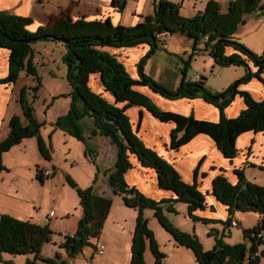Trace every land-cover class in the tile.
<instances>
[{
    "label": "trees",
    "instance_id": "1",
    "mask_svg": "<svg viewBox=\"0 0 264 264\" xmlns=\"http://www.w3.org/2000/svg\"><path fill=\"white\" fill-rule=\"evenodd\" d=\"M126 2L127 0H112L113 5L119 8H123ZM179 7L178 3L170 0H154L151 14H146L141 21L127 26L113 25L108 20L72 21L70 15L65 13L52 17L49 24L40 25L33 31L27 27L31 23L30 17L0 10V46L10 49L8 74L1 81L15 82L22 68L35 73L31 57H28L33 53L32 41L39 38H53L64 43L66 52L62 59L68 66L67 77L71 83L72 99L68 111L57 117L56 125L70 135L84 139L79 120L83 116H91L94 122L92 132L109 136L116 145L117 160L112 168L104 171L108 175L107 182L112 186L114 194L121 195L128 206L138 209L133 238H131L129 264H147L143 257L147 241L150 243L156 263L164 257V253L158 249L153 232L147 226V218L143 215V209L146 207L154 210L161 226L172 234L175 242L187 246L194 252L199 264H261L260 257H264V251H260L259 254H255V251L259 242L257 232L264 230V185L250 182L242 169L235 170L239 178L236 183L230 182L226 176L220 174L212 180L213 193L220 202L227 205L230 216L235 211H254L258 212L260 217L253 227L242 228L244 237L250 241L249 245L246 241L234 244L227 242L224 239L226 236L224 231L218 232L217 229L210 228L208 233L214 236L215 241L210 249H205L196 233L175 226L165 213L176 212L175 203L184 201L188 203V213L193 219H201L206 223L216 222L215 219L193 214L197 208H205L204 192L198 188L196 181L189 183L182 180L171 162L147 146L135 134L126 108L130 104L143 105L161 121H173L175 126L170 133L169 142L172 148H178L194 135L205 132L216 141L224 155L231 157L238 150L236 146L238 135L247 130L264 129V97L257 100L248 91L238 90L239 84L246 79L245 77L236 80L228 89L214 94L205 90L203 81L186 83L184 78L178 90L170 91L144 73L142 63L139 64L140 77L134 79L114 54L101 49L106 45L120 47L147 43L152 52L157 46L161 32H177L189 36L194 48L202 39L206 45L213 42L210 52L215 57V62L220 65L242 63L245 60L238 54L226 55L224 47L230 43L237 44L232 40V33L237 25L245 21L244 15L264 8V0H231L226 12L220 11L218 1L207 0L206 7L201 12L188 16L182 15ZM238 46L257 65V73L262 72L264 58L256 57L242 45ZM93 72L100 73L103 86L114 97V101L91 89L89 77ZM185 72L184 70L183 75ZM135 84L152 85L167 96L202 95L219 108L220 119L208 121L197 119L191 114L156 108L146 95L132 88ZM235 94L243 98L245 105L238 115L228 117L224 113V108L230 104ZM78 101H81V107ZM117 102L125 104L120 107L116 105ZM20 103L29 122L24 125L18 114L11 116L9 133L0 141V169L5 168L1 159L4 151H8L22 139L38 134L39 123L32 115L33 109L26 100L24 89L21 91ZM38 142L40 151L48 158L50 154L44 141L39 137ZM127 151L136 154L144 167L154 168L158 175L159 186L173 190L175 197L158 201L146 197L137 187L129 185L125 180V173L132 164ZM96 176L91 185L84 189L78 188L82 214L77 221L76 231L73 234H65L62 243L68 257L83 252L84 247L92 245L93 238L100 236L112 206L111 196L98 194L94 189ZM37 177L42 180L40 174ZM70 183L75 186L74 182L70 181ZM230 216L228 221H224L225 226L230 223L232 219ZM52 234L48 222L39 224L30 219H21L2 212L0 213V259L3 252L10 254L32 252L38 257L41 245L49 241ZM44 260L48 264H69L67 258L59 253L54 258ZM27 264L32 262L28 260Z\"/></svg>",
    "mask_w": 264,
    "mask_h": 264
},
{
    "label": "rangeland",
    "instance_id": "2",
    "mask_svg": "<svg viewBox=\"0 0 264 264\" xmlns=\"http://www.w3.org/2000/svg\"><path fill=\"white\" fill-rule=\"evenodd\" d=\"M230 1L231 0L226 1L223 7H221L222 5L219 2L221 12L227 11ZM244 18L245 21L237 25V28L232 33V40L237 44L230 43L224 47V53L226 55L236 53L241 59L245 60L242 63L238 62L224 66L220 65L215 62V57L210 52L213 42L206 45L202 39L194 48L193 41L189 36L177 32H161L157 40V46L153 48V51L150 52V48H148L144 55L136 62L132 59L127 60L128 56H132V50H137L135 49L136 45H129L127 47L106 45L104 47L126 48L127 50L123 52H119L118 50L115 56L125 65L132 78L138 79L140 77L139 64L142 63L143 72L151 76L157 83L161 84L163 88L170 91L178 90L183 78L186 83L194 82L192 81L194 75L198 78L203 77L202 80L205 90L213 94L228 89L236 80L245 77L246 79L239 84L238 90H246L253 95L252 90L256 89V84L258 82L264 83V69L258 74L257 65L238 45H242L256 57L264 58V8L253 10L244 15ZM143 44L144 43H140L138 45L140 46ZM144 45L147 48L146 43ZM31 47L33 48V53L28 57H31V61L35 67V73H30L25 68H22L19 70L15 82H0V100L2 99L5 101L8 99V112L5 113L3 126L0 124V141L9 133V122L11 116L16 114L14 112L20 111L18 115L24 125L29 122L28 118L24 115L20 103L21 91L24 89L26 100L33 109L32 115L39 123L38 134L33 135L36 139V148L34 144L31 146L27 145L24 151L22 144H19L3 152L1 159L5 168L0 169V203H3L6 207L14 204L17 208L15 212L13 211L14 213L21 212V214H25L31 208L30 205H32V202L25 198L57 200L52 205L55 207V212L54 209L52 210L50 208V211H53L51 219L53 218L56 228H51L53 234L50 236L49 241L41 245L38 257L32 252L25 254H10L3 252L2 254L11 257L9 258L11 264H27L28 260H30L32 264H48L44 259L54 258L57 253L67 258L69 264H90L91 257H93V264H105L104 258H107L111 264H125L123 261L124 259L126 260L127 255L122 246V240L125 238L123 223L126 222V219L129 220V218L124 214H119L118 209L115 208L116 204H126L119 194H112L111 210H109L100 236L92 239V245L84 247L83 252H79L75 256L68 257L65 254L66 250L62 245L65 234L62 233V231L64 230L68 234L69 232H75L77 221L79 220V213L81 212L80 198L77 192L78 188L81 187L84 189L88 187L92 184L94 176L97 175L96 178L99 179V177L104 174L106 169H103L101 162L112 160L110 159L108 150L111 140L109 136L92 132L94 122L91 116H83L79 120L84 139H78L57 127V117L68 111L72 99L71 83L67 77L68 66L62 59L63 54L66 52V47L62 41L53 38L36 39L31 42ZM133 63H135V68L137 69L135 77H133L134 75L130 72L133 70ZM184 70L186 72L183 75ZM132 88L146 95L150 103L156 108H161L157 103L156 96L164 100L180 97L177 95L167 96L155 89L154 86L147 84H135ZM104 93L109 99L113 98L111 93L105 88ZM107 97L105 98L108 99ZM78 102L80 106L81 101ZM124 104V102L116 103V105L120 107ZM211 105H214V103ZM130 106L138 109L137 116L134 121L131 122H134L133 129L135 134L139 136L138 128H140V124L145 121L146 117H142L140 110L142 109L143 111L149 112L152 116H157L146 106L130 104L126 108L129 118L131 115L128 113L127 109ZM0 113H2L1 105ZM39 137L44 141L49 151L50 155L48 158L43 155L39 149ZM127 153L129 156H137L129 151H127ZM40 157L42 159H40ZM112 157L113 156H111V158ZM48 161L51 163L50 165L46 164ZM46 170L48 171L47 174ZM128 170H130V168H128L127 171ZM9 171H11V173H9ZM17 171L19 172V176L16 178L15 174H17ZM255 171L259 172L260 170L256 169ZM36 172L41 175L42 180L39 178L40 181H38L35 176ZM259 178L264 177L260 176ZM259 180L260 181L253 183L264 185V179ZM70 181L74 182L75 186H73ZM38 183H42V187L39 191H37L35 187ZM63 209L69 211L65 214H59L58 211ZM134 210L135 211L132 210L134 212L132 214L135 215L133 228H135L138 214V209L135 208ZM145 210H149L153 213L152 218L154 222L157 223V227L161 233L150 226L151 224L149 223L150 221L152 222V220L146 217V213H144ZM50 211L48 210L46 212L44 218L48 216ZM177 214L180 216L186 215L184 212ZM143 215L147 218V226L153 232L159 249L157 239H163L164 235L171 236L172 234L161 226L152 208H144ZM114 216H118L121 219L117 218L116 220ZM245 217L249 220L254 219V216L249 213H246ZM62 218H64V221ZM229 224L222 230L226 235H228L229 228H233L232 224ZM238 228L240 229V227L233 228V238L235 239H240L239 234L241 229L238 231ZM105 241H109L108 247L107 243L104 245V251L106 252L104 254L97 253L98 251L96 248L101 245V243L104 244ZM105 255H107V257H105ZM153 255L154 253L151 250L150 243L147 241L143 254L144 261L146 262V257H148V260L153 262ZM186 261H188L187 257ZM3 263L4 262H0V264Z\"/></svg>",
    "mask_w": 264,
    "mask_h": 264
},
{
    "label": "crops",
    "instance_id": "3",
    "mask_svg": "<svg viewBox=\"0 0 264 264\" xmlns=\"http://www.w3.org/2000/svg\"><path fill=\"white\" fill-rule=\"evenodd\" d=\"M170 1L178 3L180 6L179 11L183 15H194L201 12L206 7L207 3V0ZM217 1L220 2L222 5L221 7H223L228 0ZM153 7L154 0H127L126 5L123 8L114 6L112 0H0V10H7L14 14L26 15L30 17L31 23L27 27L31 31L35 30L40 25L45 26L49 24L52 17L60 16L65 13L70 15L72 21L86 20L105 22L108 20L113 25H133L136 22L141 21L144 15L151 14L153 12ZM144 44L140 46L136 45L135 49L137 50H132V56H128L127 60L132 59L136 62L142 55H144L149 48L147 43V48ZM101 49L114 55L118 53V50L119 52L127 50L126 48L116 47H101ZM9 52V48L0 47V82L2 78L8 74ZM132 68L133 70L130 72L134 75L133 77H135L137 74L135 63H133ZM202 78L203 77L198 78L194 75L192 81H203ZM101 80L102 78L100 73L93 72L89 77V86L92 90L107 97L104 93L103 81L101 82ZM263 88L264 83L258 82L256 84V89L252 90V94L255 99L260 100L264 97L261 92ZM156 98L158 101L157 103L165 110H172L181 114H191L197 119H206L208 121H216L220 119L219 108L211 105L212 103L207 101V99H205L202 95L195 97L181 96L166 100L157 96ZM109 100L114 101L115 99L113 97ZM0 105L2 107V113H0V124L3 126L5 113L8 112V99L5 101L1 99ZM244 105L245 102L243 98L238 94H235L230 104L224 108V113L228 117H234L236 114L240 113V111L244 108ZM127 110L131 115L130 121H134L137 116L138 109L130 106ZM14 113L18 114L20 111H16ZM140 113L142 117L146 116L145 121L140 124V128H138L139 136L143 139L145 144L156 150L167 161L171 162L174 165V168L181 175L182 180L189 183L196 181L198 188L204 192L206 206L205 208H197L193 211V214L207 219H215L217 221L207 224L201 219H193L188 213V203L184 201L176 202L174 205L176 212L166 211V215L174 222L175 226L182 230L196 233L201 239L200 241L202 242L203 247L205 249H210L214 244L215 238L214 236L212 237V235H209V229L215 228L218 232H221L225 226L224 221H228V217L230 216L227 205L220 202L213 193L212 180L220 174L226 176L230 182L236 183L237 180H239L238 175L235 173V170L237 169H242L245 177L252 182H258L260 181L259 179H264L259 178L260 176L264 177V129L260 131L247 130L238 135L236 138V146L238 150L233 156L228 157L221 152V149L218 147L216 141L205 132L194 135L178 148H172L169 146L170 133L172 132L175 123L173 121H161V119L152 116V114L143 111L142 109L140 110ZM131 123L134 128V122ZM19 144H22L24 151L27 148V145L31 146L34 144L36 148V139L33 136L27 137L15 144V146ZM109 144L108 150L110 153V159L112 160L108 162H101L104 170L112 168L117 160L116 145H114L112 141H110ZM111 156L113 157L111 158ZM40 159L42 158L40 157ZM130 160L132 166L125 174V180L129 185L137 187L146 197L158 201L175 197L173 190L161 188L159 186L157 182L158 175L154 168L144 167V165H141L138 157L135 155H130ZM46 164L50 165L51 163L48 161ZM256 169L260 171L256 172ZM9 173H11V171H9ZM36 174L38 173L36 172ZM36 174L35 176L37 177ZM18 176L19 172L17 171L15 177L17 178ZM107 177V173L104 172L99 179L96 178V181L93 183L94 189L101 195H115L113 193L112 186L107 182ZM37 179L40 181L38 177ZM41 184L38 183L35 185L37 191H39L42 187ZM25 199L32 202V205H30L31 208L27 213H14L15 209H17L14 204L6 207L3 203H0V213L6 212L20 217L21 219H30L36 223L45 224L46 222H44V216L46 212L48 210L50 211V208L52 210L54 209L55 212V207L52 205L57 200L36 198ZM115 208L118 209L119 214H124L129 218V220L126 219V222L123 223L125 238L122 240V246L127 255L126 260L124 259L123 262L125 264H129L131 254V238H133L134 232L133 223L135 221V215L132 213H134L133 211H135V208L133 209L128 206V204H116ZM68 211L69 210L67 209H63L58 212L59 214H65ZM181 212L186 213V215L180 216L177 214ZM144 213H146V217L149 218V220L151 218L153 222L152 223L150 221V226L154 230L161 233L157 227V223L154 222L152 218L153 213L149 210H145ZM246 213L252 214L254 219H247L245 217ZM81 214L82 208L79 213V218ZM230 217H234V219L236 218L239 222V226H232L233 228L240 227L241 231L238 228V231H240V239L233 238V228H229L228 235H226L224 239L231 243L246 241V244L249 245L250 241L244 237L242 228L253 227L256 225L260 214L254 211H235ZM114 218H116V220L117 218L121 219L118 216H114ZM62 220L64 221V218H62ZM48 224L51 228H56L53 218L49 220ZM62 233L66 235L68 234L64 230ZM73 233L74 232H69V234ZM157 242L161 253H164V257L161 258L162 264H199L194 256V252L190 248H187V246L175 242L172 235H164L163 239H157ZM105 243H107L108 247L109 241H105L104 244H101L106 245ZM105 252L106 251H104V253ZM105 257H107V255H105ZM186 257L188 261H186ZM9 258L11 257L2 254L0 262H4L3 264H11V260ZM104 260L105 264H111L107 258H104ZM90 261V264H93V257H91ZM45 262L47 263V261ZM146 262L148 264H154L155 256L153 255V262H150L148 257H146ZM260 263L264 264L263 256L260 257Z\"/></svg>",
    "mask_w": 264,
    "mask_h": 264
},
{
    "label": "built area",
    "instance_id": "4",
    "mask_svg": "<svg viewBox=\"0 0 264 264\" xmlns=\"http://www.w3.org/2000/svg\"><path fill=\"white\" fill-rule=\"evenodd\" d=\"M262 94L264 95V88L261 90ZM48 173V171L46 170V174ZM52 210L49 212L48 216L46 218H44V222H49V220H51V216H52ZM230 223L233 225V226H238L239 223L236 219L232 218ZM257 238L259 239V242H258V245H257V250L255 251V254H259L260 251H264V230H259L257 232ZM96 250L98 251L97 253L99 254H102L104 253V245H99ZM154 264H162V260H159V262H155Z\"/></svg>",
    "mask_w": 264,
    "mask_h": 264
}]
</instances>
